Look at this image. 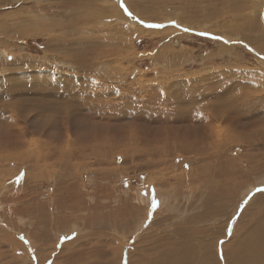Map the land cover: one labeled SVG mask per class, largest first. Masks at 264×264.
Listing matches in <instances>:
<instances>
[{
  "label": "rangeland",
  "instance_id": "rangeland-1",
  "mask_svg": "<svg viewBox=\"0 0 264 264\" xmlns=\"http://www.w3.org/2000/svg\"><path fill=\"white\" fill-rule=\"evenodd\" d=\"M78 1L0 0V264H226L264 223V0Z\"/></svg>",
  "mask_w": 264,
  "mask_h": 264
},
{
  "label": "bare ground",
  "instance_id": "bare-ground-1",
  "mask_svg": "<svg viewBox=\"0 0 264 264\" xmlns=\"http://www.w3.org/2000/svg\"><path fill=\"white\" fill-rule=\"evenodd\" d=\"M72 1V0H71ZM80 1V0H79ZM79 1H78V3H79ZM189 1V0H188ZM194 1V0H193ZM74 2V1H73ZM77 2V1H76ZM199 2V1H198ZM168 3V2H167ZM75 4V3H74ZM77 4V3H76ZM80 4V3H79ZM199 4H200V2H199ZM184 5V4H183ZM149 6V5H148ZM187 6L188 5H186V9H187ZM86 7V6H85ZM158 7V6H157ZM188 7H190V6H188ZM193 6L191 5V7L190 8H192ZM139 8V7H138ZM194 8V7H193ZM197 8V7H196ZM189 9V8H188ZM138 10V9H137ZM139 11V10H138ZM153 11V10H152ZM215 11V10H214ZM143 12V11H142ZM141 12V13H142ZM161 12V11H160ZM216 12V11H215ZM119 13H121V12H119ZM136 13V12H135ZM148 13V12H147ZM151 13V12H150ZM138 14V13H137ZM143 14V13H142ZM118 16H120V15H118ZM143 16V15H142ZM118 18V17H117ZM115 29V28H114ZM115 36V35H114ZM101 53V52H100ZM53 82H51V84H52ZM44 83H42V85H43ZM50 84V83H49ZM50 84V85H51ZM94 84V83H93ZM37 85H40V84H37ZM72 85V84H71ZM49 85H46V87H48ZM52 86H55L54 84L52 85ZM83 86V85H82ZM40 87V86H39ZM45 87V88H46ZM56 87V86H55ZM69 87H71V89L73 88V89H75V86L74 87H72V86H69ZM77 87H78V85H77ZM76 87V88H77ZM67 88V87H66ZM83 88V87H82ZM86 88V87H85ZM93 88V87H92ZM47 89L48 90H51L49 87L48 88H46V90H43V94H44V91H47ZM53 89V88H52ZM60 89H61V87H60ZM67 89H70V88H67ZM70 89V90H71ZM72 89V90H73ZM89 90H90V88H88ZM78 90H80V89H78ZM63 91V90H62ZM67 91V92H66ZM65 92L66 93H68L69 91L68 90H66ZM84 91V90H83ZM47 92H52V90L51 91H47ZM55 92H56V90L54 91V92H52V94L54 95L55 94ZM61 92V91H60ZM74 92H75V90H74ZM82 92V91H81ZM41 93V92H40ZM65 93V94H66ZM72 93V92H71ZM70 92H69V94H71ZM83 93H85V92H83ZM33 94H35V93H33ZM56 94H58L57 92H56ZM64 94V95H65ZM77 94V93H76ZM42 95V94H41ZM59 96H60V94H58ZM66 95H68V94H66ZM72 95V94H71ZM33 96V95H32ZM36 96V95H35ZM35 96H33L34 98H35ZM43 96V95H42ZM46 96V95H45ZM68 96H70V95H68ZM185 96V95H184ZM55 97V96H54ZM66 97V96H65ZM202 97H204V96H202ZM72 98V97H71ZM74 98V97H73ZM31 99H33V98H31ZM70 99V98H69ZM28 100V99H27ZM34 100V99H33ZM32 100V101H33ZM37 100V99H36ZM60 100V99H59ZM211 100H213V99H211ZM224 100V99H223ZM83 101V100H82ZM206 101V100H205ZM34 102H37V101H34ZM38 102H40V100L38 101ZM48 102V101H47ZM50 102V101H49ZM48 102V103H49ZM71 100H70V103L69 104H71ZM78 102V101H77ZM210 102V101H209ZM212 102H214V101H212ZM231 102V101H230ZM72 103H74V102H72ZM83 103V102H82ZM7 104V103H6ZM40 104V103H39ZM42 104V103H41ZM51 104H53V103H51ZM61 104H65V103H61ZM67 104V103H66ZM85 104V103H84ZM205 104V103H204ZM230 104V103H229ZM74 105V104H73ZM76 105V104H75ZM2 106V105H1ZM0 106V107H1ZM35 106H36V104H35ZM39 106V105H38ZM41 106H43V104L41 105ZM46 105H44V107H45ZM53 106V105H52ZM57 106V105H56ZM71 106V105H70ZM80 106V105H79ZM191 106V105H190ZM203 106V105H202ZM215 106V105H214ZM3 107V106H2ZM1 107V108H2ZM40 107V106H39ZM49 107V106H48ZM63 107H65V106H63ZM74 107V106H73ZM211 107H212V105H211ZM71 108V107H70ZM205 108V107H204ZM15 109V108H14ZM13 109V110H14ZM36 109V108H35ZM39 109V108H38ZM44 109V108H43ZM64 109H66V108H64ZM16 110V109H15ZM68 110H69V108H68ZM207 110H208V108H207ZM60 111V110H59ZM66 111V110H65ZM61 112V111H60ZM68 112H70V111H68ZM74 113V112H73ZM69 114V113H68ZM67 114V115H68ZM66 115V114H65ZM70 115V114H69ZM72 116V115H71ZM83 116V115H82ZM86 116V115H85ZM204 117V116H203ZM78 118V117H77ZM10 119H12V118H10ZM86 119H87V117H86ZM13 120V119H12ZM208 122H209V120H207ZM93 122V121H92ZM138 122V121H137ZM77 123V122H76ZM82 123V122H81ZM91 123V122H90ZM96 123V122H95ZM5 124V123H4ZM94 124V123H93ZM100 124H105V123H100ZM111 124V123H110ZM120 124V123H119ZM147 124V123H146ZM152 124V123H151ZM252 124H255V123H252ZM74 125V124H73ZM112 125H115V124H112ZM122 125V124H121ZM133 125H135V123H133ZM149 125V124H148ZM178 125V124H177ZM191 125V124H190ZM199 126V125H198ZM117 127H121L120 125L119 126H117ZM137 127V126H136ZM153 126H148V127H143V128H140V130L141 131H143L145 134H148V135H152V136H156V139H154L153 141H151L149 144H150V146L151 147H153V148H155V147H158L159 146V144L160 143H162V144H164L163 145V147H164V150L162 151V153L164 154V153H167L168 151H170V148L168 149V150H166V147H165V143H167V141L169 140V137H171V136H173L172 138L174 139V141H176V142H178V144H179V148L180 147H183V149H181L182 151L181 152H183L184 150H187V149H191V148H193V149H196V150H198L199 152H200V150H199V148H198V146H197V144H199V145H201V144H205V143H207V142H209L210 140H212V139H210L209 141H207V138H205V139H199L200 141L198 142V143H193V142H187V141H185L184 139L186 138V137H188V135H187V133H184L183 132V134L182 135H175V131H174V128H172V126H164V123H161V124H157V125H155V127L154 128H152ZM194 127V126H193ZM257 127H258V125H257ZM125 128V127H124ZM177 129H179L178 127H176ZM98 129V128H97ZM126 129V128H125ZM124 129V130H125ZM135 129V128H134ZM182 129V128H181ZM186 129V128H185ZM196 129V128H195ZM122 130H123V127H122ZM122 130H120V131H118V133H120ZM139 130V129H138ZM11 131V130H10ZM94 131V130H93ZM184 131V130H183ZM98 132V131H97ZM105 133H101L102 134V138H108V135L106 134V131H104ZM202 132V131H201ZM200 132V133H201ZM92 133H94V132H92ZM109 133V132H108ZM114 133H117V132H114ZM189 133V132H188ZM191 133H192V131H191ZM208 133V132H207ZM261 133V132H260ZM94 134H97V133H94ZM159 134H163V136H161V137H157ZM112 135V134H111ZM120 135V134H119ZM118 134H115L114 136H118L119 138H120V136H119ZM175 135V136H174ZM92 136H95V135H92ZM113 136V135H112ZM122 136H123V138H126V139H128L129 141H131V142H135V141H137V133H136V131L134 132V130H132V131H127V134H122ZM199 136H201V135H199ZM211 136V135H210ZM90 138V137H89ZM142 138V137H141ZM143 138H144V136H143ZM147 138V137H146ZM19 139V138H18ZM143 140V139H142ZM15 142H18V141H15ZM109 142V141H108ZM143 142V141H142ZM111 143V142H110ZM181 143H183V146H181L180 144ZM18 144V143H17ZM16 144V145H17ZM101 144H102V142H101ZM105 144H106V141H105ZM105 144H104V146H105ZM134 144V143H133ZM148 144V145H149ZM170 144V143H169ZM2 145V144H1ZM9 145V144H8ZM12 145H13V143H12ZM147 145V146H148ZM13 146H15V145H13ZM151 147H148V148H150L151 149ZM160 147V146H159ZM178 148V147H177ZM133 149H134V147H133ZM163 149V148H162ZM161 148H158V151H155V154L156 153H159V151L160 150H162ZM175 149V148H174ZM173 149V150H174ZM146 150V149H145ZM149 150V149H148ZM154 150V149H153ZM186 152V151H185ZM188 152V151H187ZM64 153V152H63ZM169 153V152H168ZM167 153V154H168ZM200 153H202V152H200ZM200 153L198 154V155H200ZM33 154V153H32ZM142 154H144V153H142ZM150 154V153H149ZM159 154H161V153H159ZM36 155V154H35ZM33 157H35L34 155H33ZM65 159V158H64ZM67 161V160H66ZM223 164V163H222ZM215 167V166H214ZM213 167V168H214ZM209 168V167H208ZM207 168V169H208ZM216 168V167H215ZM228 168H231V167H228ZM219 170V169H218ZM213 171V170H212ZM216 171V170H215ZM215 171H213V172H215ZM216 172H218V171H216ZM214 173H212V175H213ZM217 174H219V173H217ZM221 174H222V172H221ZM215 175V174H214ZM220 175V174H219ZM210 176V175H209ZM221 176V175H220ZM216 177H217V175H216ZM222 177V176H221ZM208 178H210V177H208ZM207 178V179H208ZM213 179V178H212ZM218 178H217V184H219L218 183ZM166 198V197H165ZM196 218H198V216L196 217ZM203 218V217H202ZM188 219H190L189 217H187V220ZM191 219H194V216L193 217H191ZM253 224H254V222H253ZM252 224V225H253ZM250 225V224H249ZM249 225H248V229H246L245 231H244V233L243 234H240L241 236H236V237H238L236 240L235 239H233V240H231V242H233L229 247H228V249H226L227 251V255H229V256H227V259L228 260H226L225 262H226V264H264V223H261L259 226H257V224H255L254 226H252V227H249ZM246 228H247V226H246ZM137 232V231H136ZM138 233V232H137ZM191 233H193V232H191ZM181 234V233H180ZM183 234V233H182ZM258 237V239L259 240H257V239H254V238H257ZM260 237V238H259ZM249 238H250V240H249ZM179 242H181V240L179 241ZM178 242V243H179ZM178 246H179V248H180V250H181V248H183L185 245H186V249H187V246H188V248H189V250H190V252H191V250H192V248H193V246L192 245H190V244H188V243H186L185 241H183L182 240V242L180 243V245L179 244H177ZM170 246V245H169ZM202 248V247H201ZM188 250V251H189ZM183 251V250H182ZM163 252V251H162ZM187 252V251H186ZM160 253V252H159ZM173 252H172V250H166V252H164V258H161L159 261H158V263H156V264H166L165 263V261H166V256L168 255V254H172ZM183 254V253H182ZM180 255V253H179V255L181 256V261L180 260H178L177 258H176V255H174L173 256V261L170 263V264H184V263H188V264H202V262L200 263L199 261L198 262H194V260H193V257H194V254H192L191 255V257H187L188 259H186V257H185V255H184V257L185 258H183L182 256L183 255ZM191 254V253H190ZM190 254H188L189 256H190ZM161 255V254H160ZM187 255V256H188ZM200 256V255H199ZM206 256V255H205ZM170 257V255H168V258ZM148 258V257H147ZM170 260H171V258H169ZM183 259H185V261L184 262H182L183 261ZM211 259H213V258H211ZM250 259H251V262H250ZM196 260V259H195ZM216 261H213V262H218L219 261V259H218V261H217V259H215ZM223 260V259H222ZM170 262V261H169ZM182 262V263H181ZM133 263V262H132ZM154 263V262H153ZM152 263V264H153ZM207 263H209L208 261H207ZM74 264V263H73ZM214 264V263H213ZM217 264V263H216Z\"/></svg>",
  "mask_w": 264,
  "mask_h": 264
}]
</instances>
